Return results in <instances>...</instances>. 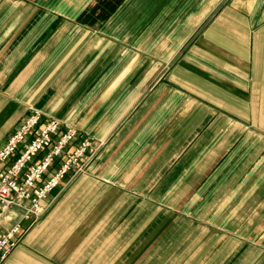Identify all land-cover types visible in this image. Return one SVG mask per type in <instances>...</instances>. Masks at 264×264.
I'll list each match as a JSON object with an SVG mask.
<instances>
[{"label": "crops", "instance_id": "obj_1", "mask_svg": "<svg viewBox=\"0 0 264 264\" xmlns=\"http://www.w3.org/2000/svg\"><path fill=\"white\" fill-rule=\"evenodd\" d=\"M34 110L96 145L0 264H264V0H0V147Z\"/></svg>", "mask_w": 264, "mask_h": 264}, {"label": "built area", "instance_id": "obj_2", "mask_svg": "<svg viewBox=\"0 0 264 264\" xmlns=\"http://www.w3.org/2000/svg\"><path fill=\"white\" fill-rule=\"evenodd\" d=\"M76 138L75 128L60 133L58 119L43 121L34 110L0 147V263L44 214L51 192L69 174L86 170L96 143L85 138L67 149Z\"/></svg>", "mask_w": 264, "mask_h": 264}, {"label": "rangeland", "instance_id": "obj_3", "mask_svg": "<svg viewBox=\"0 0 264 264\" xmlns=\"http://www.w3.org/2000/svg\"><path fill=\"white\" fill-rule=\"evenodd\" d=\"M42 216H43V215H41V216L38 218V220H39ZM38 220H36V222H37Z\"/></svg>", "mask_w": 264, "mask_h": 264}]
</instances>
